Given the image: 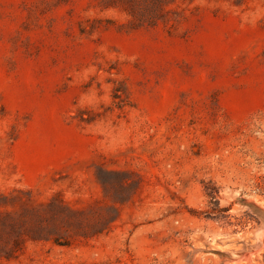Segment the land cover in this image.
I'll list each match as a JSON object with an SVG mask.
<instances>
[{
    "label": "rangeland",
    "instance_id": "obj_1",
    "mask_svg": "<svg viewBox=\"0 0 264 264\" xmlns=\"http://www.w3.org/2000/svg\"><path fill=\"white\" fill-rule=\"evenodd\" d=\"M170 10L0 0V264H264V0Z\"/></svg>",
    "mask_w": 264,
    "mask_h": 264
},
{
    "label": "trees",
    "instance_id": "obj_2",
    "mask_svg": "<svg viewBox=\"0 0 264 264\" xmlns=\"http://www.w3.org/2000/svg\"><path fill=\"white\" fill-rule=\"evenodd\" d=\"M182 0H103L105 9H118L131 27L155 26L172 12L170 7ZM5 259L9 260L10 256Z\"/></svg>",
    "mask_w": 264,
    "mask_h": 264
},
{
    "label": "bare ground",
    "instance_id": "obj_3",
    "mask_svg": "<svg viewBox=\"0 0 264 264\" xmlns=\"http://www.w3.org/2000/svg\"><path fill=\"white\" fill-rule=\"evenodd\" d=\"M263 235H264V234H263ZM234 254H235V253H234ZM234 254H232V256H233ZM235 256H236V255H235ZM242 259H244V257H243V258H241V260H242ZM245 259H246V258H245ZM241 263H242V262H241Z\"/></svg>",
    "mask_w": 264,
    "mask_h": 264
}]
</instances>
